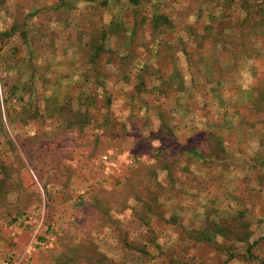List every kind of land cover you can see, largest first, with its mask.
<instances>
[{
	"label": "rangeland",
	"instance_id": "1",
	"mask_svg": "<svg viewBox=\"0 0 264 264\" xmlns=\"http://www.w3.org/2000/svg\"><path fill=\"white\" fill-rule=\"evenodd\" d=\"M0 264H264V0H0Z\"/></svg>",
	"mask_w": 264,
	"mask_h": 264
},
{
	"label": "trees",
	"instance_id": "2",
	"mask_svg": "<svg viewBox=\"0 0 264 264\" xmlns=\"http://www.w3.org/2000/svg\"><path fill=\"white\" fill-rule=\"evenodd\" d=\"M131 1H133L134 3H138L139 2V0H131ZM201 52L203 53V50ZM156 150H157V152L162 151V144L159 143V146L156 147ZM162 165H165V163L162 162Z\"/></svg>",
	"mask_w": 264,
	"mask_h": 264
}]
</instances>
